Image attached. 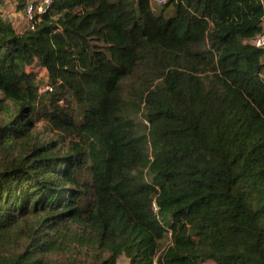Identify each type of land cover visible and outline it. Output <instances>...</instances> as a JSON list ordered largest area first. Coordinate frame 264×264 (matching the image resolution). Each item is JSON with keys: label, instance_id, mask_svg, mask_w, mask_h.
<instances>
[{"label": "trees", "instance_id": "16d2710c", "mask_svg": "<svg viewBox=\"0 0 264 264\" xmlns=\"http://www.w3.org/2000/svg\"><path fill=\"white\" fill-rule=\"evenodd\" d=\"M4 1L0 264H264L258 0Z\"/></svg>", "mask_w": 264, "mask_h": 264}, {"label": "rangeland", "instance_id": "374dc122", "mask_svg": "<svg viewBox=\"0 0 264 264\" xmlns=\"http://www.w3.org/2000/svg\"><path fill=\"white\" fill-rule=\"evenodd\" d=\"M150 6L153 10L154 13L158 14L163 8L166 10L164 7L165 5H158L154 0H150ZM2 10L4 12V16L12 22V25L15 26L17 30L22 29L23 27L22 24L23 22L26 21L22 8L16 9V4L14 3V0H5L4 3H2ZM169 11V10H168ZM27 22V21H26ZM26 70L31 71L35 74L36 76V86L38 89V93L41 94L44 92V87L46 85V71L44 68L40 67L38 64L35 62L32 63L31 65L26 67ZM2 96L0 95V98ZM9 102V101H8ZM7 103V102H6ZM72 106H75L74 102H71ZM35 129L38 131H42V123L37 122L35 124ZM44 138V135H43ZM168 242V236H166L162 241V245L166 244ZM85 256L82 255L81 250H79L77 253L74 251L71 256L68 254L64 255H54L53 258L55 259H60L63 261L70 260L72 258H76V260L83 261ZM207 264H212L211 262H206ZM115 264H129L128 260L126 257L123 255L119 256Z\"/></svg>", "mask_w": 264, "mask_h": 264}, {"label": "built area", "instance_id": "2783aa9c", "mask_svg": "<svg viewBox=\"0 0 264 264\" xmlns=\"http://www.w3.org/2000/svg\"><path fill=\"white\" fill-rule=\"evenodd\" d=\"M158 5L164 4L167 0H154ZM51 0H26L23 7V15L31 20L34 15L44 12L50 5ZM261 7V15L259 19V32L250 38L249 43L255 47L264 48V0H258ZM49 87L45 86L44 89Z\"/></svg>", "mask_w": 264, "mask_h": 264}, {"label": "crops", "instance_id": "0c3cea01", "mask_svg": "<svg viewBox=\"0 0 264 264\" xmlns=\"http://www.w3.org/2000/svg\"><path fill=\"white\" fill-rule=\"evenodd\" d=\"M26 25H27V22H26V21L23 22V24H22V26H21V27H23V28H22V29H19V30H23V29H25ZM13 27L15 28V26H13ZM204 264H207V263H204Z\"/></svg>", "mask_w": 264, "mask_h": 264}]
</instances>
